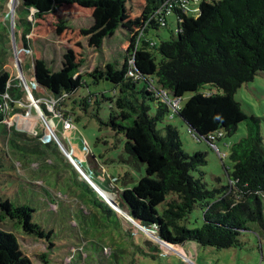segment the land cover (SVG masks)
Segmentation results:
<instances>
[{
	"label": "trees",
	"instance_id": "1",
	"mask_svg": "<svg viewBox=\"0 0 264 264\" xmlns=\"http://www.w3.org/2000/svg\"><path fill=\"white\" fill-rule=\"evenodd\" d=\"M128 1L22 0L18 5L22 17L17 22L24 27L25 39L34 25L25 17L27 12L37 20L62 6L89 8L94 21L80 31L88 37V47L98 53L105 39L123 27ZM171 1L144 0L141 32L125 56L127 63L135 60L137 80L126 77L125 72L119 73L118 64L111 61L86 74L96 82L106 80L118 87L115 98H108L113 111L107 124L116 132L124 133L125 151L146 164V175L134 186L122 190L115 185L109 188L112 190L99 188L115 194L117 200L111 202L117 211L124 210L128 218L152 230L168 247L190 241L218 249L237 247L242 244L240 237L250 229L251 222L264 227V136L259 128L262 118L249 116L235 97L243 83L253 81L264 72V0H202L195 17L178 8L168 14ZM172 15L178 24L176 35L157 46L146 32L167 27ZM67 28H71L68 22L60 19L57 33ZM24 45L30 46L25 42ZM85 61L83 52L78 54L72 48L63 52L59 62L48 56L34 57V82L45 90L53 89L55 69L59 67L58 72L65 74L69 82L68 95L73 94L86 85L85 75L80 72ZM5 65L0 63V264H35L23 250L14 229L20 227L28 235L47 240L50 248L54 245L53 230L44 229L34 220L35 208L24 203L17 205L9 197L18 177L14 172L17 167L5 145L9 138L16 146V139L25 133L6 122L5 94L14 97L16 91L15 101L21 99L22 93L17 86H12L13 77ZM140 83H144L142 88ZM207 84L222 92L201 91ZM163 92L167 93V99L180 102L187 93L193 94L173 112L171 103L160 96ZM31 94L37 96L34 91ZM13 100H9L10 105L14 104ZM90 100L83 98L82 105ZM170 114L172 118L180 117L196 138L206 139L213 145L215 140L232 135L248 118L257 124L258 128L250 126L248 137L236 143L238 148L231 153L234 163L232 171L228 170V184L209 188L202 169L207 163V153L186 152L179 129L172 124H166L165 133L161 132L158 124ZM212 133L213 140L209 137ZM196 208L203 211V223L190 228L186 222ZM6 218L12 220H7L11 225H6Z\"/></svg>",
	"mask_w": 264,
	"mask_h": 264
},
{
	"label": "rangeland",
	"instance_id": "2",
	"mask_svg": "<svg viewBox=\"0 0 264 264\" xmlns=\"http://www.w3.org/2000/svg\"><path fill=\"white\" fill-rule=\"evenodd\" d=\"M201 1L190 3L187 8L189 16L197 15L196 10ZM21 3L22 0H0V60H3L0 63H6L5 68L10 70L13 77L12 86H17L22 93L21 99L15 101L13 98L18 93L14 91V97L10 95L14 104L8 115L15 128L25 133L20 139H16V146L12 145L9 138L5 145V150L17 167L14 172L18 177L17 185L10 189L9 197L17 205L24 203L35 208L34 220L44 229L53 230L51 241L54 245L50 248L47 240L28 235L20 227L14 229L23 250L33 262L264 264V227L260 224L251 222L250 229L240 237L242 244L237 247L218 249L191 241L185 245L168 247L166 243L153 237L157 235L152 230L139 226L128 218L123 213L124 210L120 208L117 211L112 204L117 200L115 194L105 193V190L99 188L112 190L109 188H114L112 185H115L122 190L123 187L134 186L146 175V164L125 151L124 133L116 132L107 124L113 111V104L108 98H115L118 87L106 80L96 82L93 77L86 75L95 67H104L109 61L118 64L119 73L125 72V56L141 32L144 0L127 2L123 27L105 39L103 49L98 53L88 47V37L83 36L80 31L82 27H89L93 23L91 9L77 5L62 6L57 12L37 20L27 12L25 17L34 25L24 39V27L17 22L22 17V12L18 11ZM175 17H169L167 27L151 29L146 35L157 46L162 40L176 35L178 24ZM62 18L71 28L58 34L57 26ZM24 42L30 46L26 48ZM69 48L78 54L83 52L86 56L80 69L85 75L86 85L68 95L69 82L65 74L58 72L59 67L55 69L53 89L45 90L37 85L32 79L34 57L48 56L59 62L63 52ZM18 67L24 69L27 85L17 79ZM143 85L144 83H140L139 87L142 88ZM31 91L37 93V96H31ZM201 91L222 92L210 84L201 87ZM192 94L187 93L181 105ZM54 95L66 97L58 105L48 106L47 99ZM235 97L249 116L254 114L262 118L259 128L264 136V72L256 75L253 81L243 83ZM83 98L91 100L82 105ZM32 102L42 106V112ZM40 103L43 105H39ZM151 104L152 113H155L154 103ZM67 120L71 122V126L66 125ZM166 124L179 129L186 152L191 155L197 151L207 153V163L202 169L209 188L229 183L228 170L232 171L234 163L230 156L238 148L236 143L248 137L251 125L258 128L248 118L238 125L232 135L215 140L213 145L206 139L196 138L178 116L172 118L171 114L167 115L158 124L163 134ZM7 220H12H4L6 225H11ZM202 223L203 211L196 208L186 224L194 228ZM43 254L45 256L41 258Z\"/></svg>",
	"mask_w": 264,
	"mask_h": 264
},
{
	"label": "built area",
	"instance_id": "3",
	"mask_svg": "<svg viewBox=\"0 0 264 264\" xmlns=\"http://www.w3.org/2000/svg\"><path fill=\"white\" fill-rule=\"evenodd\" d=\"M197 0H172L168 6V14H172L174 12L175 9H180V10H184L185 12H187V8L188 6L190 5L191 2H195ZM198 10V8H197ZM196 10V12H197ZM143 35V33H141ZM140 35V36H142ZM131 61V62H130ZM135 61L134 59H131L129 60V67L127 69V73H126V76H130V77H134L136 80L139 78V75H138V72L136 71L135 69ZM162 99H167V93L166 92H163L162 95ZM159 96V97H160ZM48 102H47V105L48 106H55L61 99L60 98H50V99H47ZM168 103L170 104L171 106V109L172 111H176L178 108H180V100L179 99H175V100H169L167 99ZM66 125L68 126H71V122L70 121H66ZM219 135H220V132H219ZM210 139H215V134L212 133L209 135Z\"/></svg>",
	"mask_w": 264,
	"mask_h": 264
},
{
	"label": "clouds",
	"instance_id": "4",
	"mask_svg": "<svg viewBox=\"0 0 264 264\" xmlns=\"http://www.w3.org/2000/svg\"><path fill=\"white\" fill-rule=\"evenodd\" d=\"M13 7H14V5H13ZM17 7V6H16ZM13 24H14V22H13ZM129 64V63H128ZM128 67L129 66H127V69H128ZM136 67V66H135ZM22 68V67H21ZM127 69H126V71H125V76H126V73H127ZM136 69V68H135ZM18 70H19V68H18ZM22 70H23V73H21L20 72V70H19V76L17 77V79L19 78L20 79V81L22 80V83H25V85H27V81H26V78H24L25 77V75H24V69L22 68ZM33 71H34V69H33ZM136 71H138L137 69H136ZM126 77H128V76H126ZM32 79H33V81H34V79H35V77H34V75H33V77H32ZM32 92V91H31ZM31 96H32V94H31ZM41 97H43V96H41ZM53 97H55V95L54 96H51L50 98H53ZM66 97V95H64V96H59V97H55V98H60L61 100L56 104V105H58L59 103H61V101H64L65 98ZM5 98H6V101H5V103H6V106H4L5 105V103H4V105H3V108H5V111H6V114H7V120H6V122L9 124V126H12L13 125V122L10 120V118H9V115H8V111L10 110V108H12V106L10 105V101H11V96L8 94V93H6L5 94ZM10 100V101H9ZM33 103V102H32ZM181 103V102H180ZM34 104V103H33ZM34 105H36V104H34ZM39 105H42V103H40ZM46 105V104H45ZM181 105V104H180ZM37 107H38V109L42 112V106L40 107V106H38V105H36ZM47 108V107H46ZM48 110V109H47ZM68 121V120H67Z\"/></svg>",
	"mask_w": 264,
	"mask_h": 264
},
{
	"label": "water",
	"instance_id": "5",
	"mask_svg": "<svg viewBox=\"0 0 264 264\" xmlns=\"http://www.w3.org/2000/svg\"><path fill=\"white\" fill-rule=\"evenodd\" d=\"M19 68V70H20V72L21 73H23V70H22V68L21 67H18ZM153 237H155L158 241H162L163 243H166L165 241H163L162 239H160L159 237H156V236H153ZM167 244V243H166ZM192 248V247H191ZM193 249V248H192Z\"/></svg>",
	"mask_w": 264,
	"mask_h": 264
}]
</instances>
